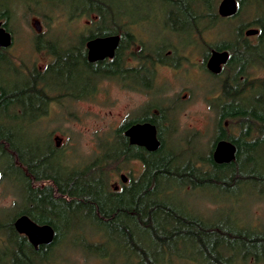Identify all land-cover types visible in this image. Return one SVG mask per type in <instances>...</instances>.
I'll return each mask as SVG.
<instances>
[{"label":"trees","instance_id":"obj_1","mask_svg":"<svg viewBox=\"0 0 264 264\" xmlns=\"http://www.w3.org/2000/svg\"><path fill=\"white\" fill-rule=\"evenodd\" d=\"M156 1L166 13L165 27L177 34L190 33L192 46L201 41L205 32L215 29L220 22H230L238 13L221 18L215 11L218 0ZM236 1L238 11L244 5L254 12L259 8L264 10V0ZM69 2L70 9L66 11L65 0H0V22L11 34L10 23L15 19L18 5L30 9V13L39 8L32 12L35 15L59 8L68 19L88 21L75 38L74 35L56 38L52 34L32 37L33 48L45 51L50 57L42 70L33 67L24 71L21 68L24 65L16 63L10 49L0 48V180L4 183L6 174H13V181L17 179L25 189L18 213L8 225H0L3 246L0 264H50L53 248L62 244L69 232L92 254L102 253L101 260L110 258L115 251L123 253L128 264L174 261L264 264L263 226L236 230L181 209L172 199L176 191L192 193L208 188L229 197L220 205L231 208L238 202V191L245 185L264 194V164L256 165L259 150L264 147V14L254 15L250 23L232 27L230 38L204 48L203 59L211 50L229 54L222 71L225 77L220 94L213 101L217 129L206 157L198 156L179 164L175 157L162 156L168 149L164 128L166 124L174 127L175 119L168 117L165 107H160L157 115L151 114L147 107L143 114L122 123L100 140V152L89 163L71 166L63 161V155L56 143L51 144L49 136L45 150H41L21 147L17 143L19 134L25 127L40 123L52 102L92 100L103 80H111L123 89H137L134 73L138 69H127L126 60L131 58L138 63L146 60L148 65L152 58L150 54L142 57L138 52L124 54L137 45L138 37L139 44L146 45L139 33L143 23L137 22L139 17H129L126 10L134 7L133 3L115 10L112 0ZM248 29L259 31L255 42L245 36ZM109 36L119 37L115 57L89 62L86 43ZM258 71L262 73L260 77L254 74ZM145 122L155 125L160 140L159 150L153 153L130 145L124 136L130 125ZM220 140L236 148L235 159L229 164H216L212 159L213 148ZM134 161L141 164L139 174L129 175L126 183L120 179L121 188L110 186V175L118 174ZM188 188L191 190L186 191ZM22 215L38 225H50L55 234L53 242L34 250L26 237L17 234L12 226L13 220ZM80 219L87 220L96 229L89 240L83 238L77 224H70ZM96 237L99 242L95 241ZM190 245L198 248L196 255L191 253ZM111 246L112 251L108 253Z\"/></svg>","mask_w":264,"mask_h":264},{"label":"rangeland","instance_id":"obj_2","mask_svg":"<svg viewBox=\"0 0 264 264\" xmlns=\"http://www.w3.org/2000/svg\"><path fill=\"white\" fill-rule=\"evenodd\" d=\"M65 1V9L68 11L71 2ZM220 1H217L216 12ZM130 2L134 4V7L129 6L126 10L129 17H139L137 22L143 23L139 33L146 42V50L160 53L157 50L168 42L163 52L165 54L170 51L171 55L176 56L177 68L162 65L157 67L152 95L123 89L111 80H103L96 87L97 92L92 100L52 102L40 123L25 127L21 131L20 142H17L21 144V147L27 146L33 149L39 147L45 150L48 139L52 145H55L57 138L59 142L57 148L66 164L77 166L89 163L100 152L98 145L100 140L105 139L122 123L137 118L140 110L146 106L150 108V113L165 107L168 117L175 119L174 127L166 124L164 128V142L168 149L162 156L175 157L178 160L177 163L184 164L190 159L198 156L206 157L209 154L211 141L217 129L216 108L213 101L220 94V84L225 74L214 77L205 71L204 48L230 38L229 33L232 27L252 22L254 15L264 14V10L259 8L254 12L250 6L244 5L237 15L229 20L230 22H220L215 29L201 35V41L204 40L207 44L200 41L192 46L190 33L177 34L165 27L166 13L160 10V4L156 0H112V6L116 8L115 10H121L122 8L118 6H127ZM31 8L33 10L32 6ZM33 11H39V8ZM32 12L18 5L15 19L10 23L13 44L9 53L13 55L18 65H24L21 67L24 71L33 67L42 70L50 61L45 51L39 52L33 48V36L43 34L46 35L43 37H50L52 34L56 38L58 35L70 38L74 35L75 38V35L80 33L88 22L86 18L68 19V16L59 8L51 11L47 9L46 13L41 12L36 15ZM35 21L39 23V33L33 25ZM138 39L137 45L130 49V53H137L144 46L139 44L141 42L139 37ZM247 39L255 42L256 36H250ZM254 74L256 77L262 75L260 71ZM0 79L2 80V76ZM20 82L19 80L18 84ZM7 85L9 86V83ZM233 133L236 134V131L234 130ZM259 151L261 153L256 165L261 167L264 164V147ZM140 171L141 164L134 161L122 168L118 174L110 175V186L121 188V175L129 179V175L137 176ZM6 176L4 183L0 180V225H8L18 213L25 196L22 183L12 179L15 175L6 174ZM189 190L191 189L188 188L186 191ZM190 192L192 193L176 191L172 197L173 202L179 208L190 210L206 221H213L223 226L227 224L236 230H247L245 228L250 226L255 229L264 227V194H258L251 185H245L238 191L239 197H236L239 198L238 202L231 208L220 205L229 200V197L220 191L204 188ZM16 197L19 198L18 202ZM216 203L219 206L215 205ZM70 224H77L82 230L83 238L88 240L96 230L91 223L83 219L72 220ZM95 241L99 242V237H96ZM87 244L90 243L87 242ZM2 250L3 246L0 245V252ZM108 251V253L112 251V246ZM190 251L196 255L198 248L190 245ZM52 254L54 255L50 264H128L125 255L115 251L111 252L110 258L101 260L102 253L92 254L83 248L81 242H78L75 235L70 232L62 244H57L53 248ZM171 264L200 263L174 261Z\"/></svg>","mask_w":264,"mask_h":264},{"label":"water","instance_id":"obj_3","mask_svg":"<svg viewBox=\"0 0 264 264\" xmlns=\"http://www.w3.org/2000/svg\"><path fill=\"white\" fill-rule=\"evenodd\" d=\"M238 4L236 0H221L217 13L221 18H230L236 15ZM36 32H40V26L37 21L34 22ZM257 29H248L244 32L246 37L255 36L258 34ZM13 44V38L0 22V48L8 49ZM119 44L118 36H109L95 38L86 43L87 58L89 62L102 61L113 57L114 51ZM228 60L227 52L213 51L206 62V68L213 74H219L221 67ZM124 136L128 139L130 145L144 148L147 152L153 153L159 150L160 141L157 137V131L154 125L150 123H137L128 127L124 131ZM56 146L59 145L57 138L55 139ZM235 146L225 140L216 142L212 159L216 164H229L235 159ZM123 183L127 182L124 175L120 176ZM13 227L19 235L27 238L31 246L36 250L39 246H48L54 240V230L50 225H38L26 215L19 216L14 220Z\"/></svg>","mask_w":264,"mask_h":264},{"label":"flooded vegetation","instance_id":"obj_4","mask_svg":"<svg viewBox=\"0 0 264 264\" xmlns=\"http://www.w3.org/2000/svg\"><path fill=\"white\" fill-rule=\"evenodd\" d=\"M238 4V2H237ZM238 12V10H237ZM256 36V35H255ZM13 38V37H12ZM119 45V44H118ZM12 47V46H11ZM10 47V48H11ZM8 48V49H10ZM86 48V46H85ZM118 48V47H117ZM215 51V50H211L210 53L208 54V57L206 59H203V66H204V69L205 71L211 75V76H214V77H217L219 75L222 74V71L224 69V67L226 66V63L224 65H222L221 67V72L219 74H213L211 72H209L206 68V62L209 58V56L211 55V53ZM116 52H117V49L114 51V54H113V57L111 58H108L109 60H112L115 55H116ZM127 52V53H126ZM216 52H224V51H216ZM226 52V51H225ZM138 53H140V55L142 57H146L147 54H150L151 55V58L152 60L148 63V65H146L147 61L144 60L143 62H140L138 63V61H133L131 58H128L126 60V68L129 69V68H133V69H138L137 72L134 73V78L136 80V82L138 83V86H137V89H134L133 91H137V92H141L142 94H145V95H152V92H153V86H154V83H155V79L157 77V67H160V65H162L163 67H168V68H177V58L175 55H171L170 54V51H167L163 52V50L160 52V53H156V52H151L149 49L146 50L145 46L144 48H141ZM228 53V52H227ZM124 54H130V49L126 50L124 52ZM86 58H87V49H86ZM163 58H165V60H162ZM228 59H229V54H228ZM88 60V58H87ZM105 60V59H104ZM103 61V60H102ZM96 62H99V61H96ZM95 63V62H93ZM132 63V64H131ZM137 67V68H136ZM151 83V85L149 84ZM146 106L144 108H142L139 112V116L141 114H143L146 110ZM150 109V108H149ZM150 111V110H149ZM158 113V110H154L151 112V114L153 115H157ZM169 116V115H168ZM149 123V122H147ZM137 124V123H136ZM151 124V123H150ZM153 125V124H152ZM132 126V125H130ZM129 126V127H130ZM155 126V125H154ZM156 128V127H155ZM157 131V130H156ZM158 137V135H157ZM158 140H159V137H158ZM160 141V140H159ZM129 142V141H128ZM138 147V146H137ZM142 148V147H140ZM144 149V148H142ZM214 149V148H213ZM145 150V149H144ZM146 151V150H145ZM213 152V151H212ZM115 189H118V186H114ZM14 223V221H13ZM13 223H12V226H13ZM14 228V227H13ZM15 230V229H14ZM16 232V231H15ZM18 234V233H17ZM27 239V238H26ZM28 241V240H27ZM30 244V243H29ZM31 245V244H30ZM44 246V245H43ZM40 247L42 246H39L36 250H38ZM33 248V247H32ZM34 249V248H33ZM35 250V249H34Z\"/></svg>","mask_w":264,"mask_h":264}]
</instances>
